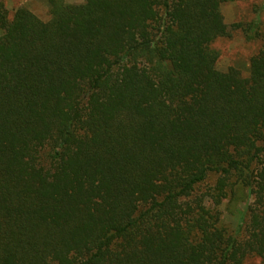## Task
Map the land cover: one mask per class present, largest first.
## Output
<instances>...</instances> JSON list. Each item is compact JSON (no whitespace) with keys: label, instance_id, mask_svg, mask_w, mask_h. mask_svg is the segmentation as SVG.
I'll return each instance as SVG.
<instances>
[{"label":"trees","instance_id":"trees-1","mask_svg":"<svg viewBox=\"0 0 264 264\" xmlns=\"http://www.w3.org/2000/svg\"><path fill=\"white\" fill-rule=\"evenodd\" d=\"M236 1H0V264L264 262L261 17L248 76L213 48Z\"/></svg>","mask_w":264,"mask_h":264},{"label":"rangeland","instance_id":"rangeland-1","mask_svg":"<svg viewBox=\"0 0 264 264\" xmlns=\"http://www.w3.org/2000/svg\"><path fill=\"white\" fill-rule=\"evenodd\" d=\"M12 17L14 12L25 7L43 21H49L50 13L46 0H0ZM69 4L83 3L84 0H65ZM225 23L229 27V36L219 39L213 48L219 52L218 69L227 72L229 68L239 69L244 76L249 75L250 59L262 47V43L250 41L238 24H247L261 17L264 23V0H237L235 3L226 4L222 7ZM244 204L240 206L242 208ZM226 207V206H225ZM222 208L226 222L235 223L238 215L231 216L230 212ZM246 264H264L259 258H250Z\"/></svg>","mask_w":264,"mask_h":264}]
</instances>
